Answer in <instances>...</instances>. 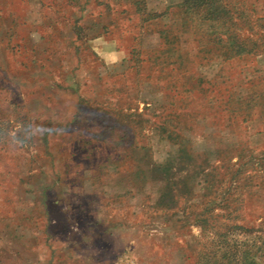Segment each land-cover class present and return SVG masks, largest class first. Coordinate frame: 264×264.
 Listing matches in <instances>:
<instances>
[{"label":"rangeland","instance_id":"obj_1","mask_svg":"<svg viewBox=\"0 0 264 264\" xmlns=\"http://www.w3.org/2000/svg\"><path fill=\"white\" fill-rule=\"evenodd\" d=\"M194 3L0 0V264H264V53ZM155 161L168 205L101 190Z\"/></svg>","mask_w":264,"mask_h":264},{"label":"trees","instance_id":"obj_2","mask_svg":"<svg viewBox=\"0 0 264 264\" xmlns=\"http://www.w3.org/2000/svg\"><path fill=\"white\" fill-rule=\"evenodd\" d=\"M190 3L202 5V20L209 29L215 30L218 43L225 47L224 54L232 57L264 53V32L256 29V24L264 18L263 16L251 18L252 14L255 15L251 7L241 8L233 0H183L182 2L183 5ZM169 167L170 163L158 161L150 164L151 174L166 181L156 205H168L169 191L175 182L170 175ZM149 170L142 168L140 172L146 178Z\"/></svg>","mask_w":264,"mask_h":264},{"label":"crops","instance_id":"obj_3","mask_svg":"<svg viewBox=\"0 0 264 264\" xmlns=\"http://www.w3.org/2000/svg\"><path fill=\"white\" fill-rule=\"evenodd\" d=\"M178 1L183 2V0H178ZM157 35L158 33L156 35L154 34L156 39H157ZM165 183L166 181L164 179L150 177V179L148 178V183L146 185H135L131 181L117 180V183L115 184L100 185V187L104 193L108 192L106 193L107 196L111 194V188H112L115 190V192L120 190L119 192L127 193L128 195H130L131 199L137 197V200L136 199L135 201L131 200L130 201L131 203H124V206H130L132 208V213L135 215L144 212L146 206L157 204L159 196L166 186ZM97 186L98 185H95L94 179L90 175L89 178L87 179V185H86L88 190L87 194L94 193L96 188H98ZM101 206L102 209L104 210V214L102 215V218H99L98 220H104L105 218L104 216L109 215L106 214L107 213L106 208H108V206H105L104 204H102ZM117 208L119 209V207Z\"/></svg>","mask_w":264,"mask_h":264}]
</instances>
